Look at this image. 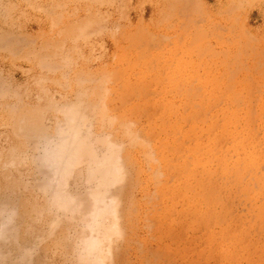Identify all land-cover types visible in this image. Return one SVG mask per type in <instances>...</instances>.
Here are the masks:
<instances>
[{
  "label": "rangeland",
  "instance_id": "obj_1",
  "mask_svg": "<svg viewBox=\"0 0 264 264\" xmlns=\"http://www.w3.org/2000/svg\"><path fill=\"white\" fill-rule=\"evenodd\" d=\"M0 264H264V0H0Z\"/></svg>",
  "mask_w": 264,
  "mask_h": 264
}]
</instances>
